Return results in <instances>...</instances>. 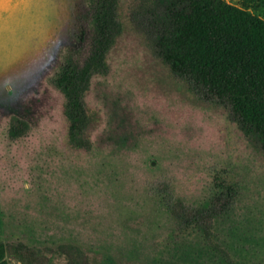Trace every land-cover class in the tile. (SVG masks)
<instances>
[{
    "label": "rangeland",
    "instance_id": "obj_1",
    "mask_svg": "<svg viewBox=\"0 0 264 264\" xmlns=\"http://www.w3.org/2000/svg\"><path fill=\"white\" fill-rule=\"evenodd\" d=\"M111 3L115 41L85 96V149L69 144L52 80L87 60L99 3L0 0V241L30 246L31 264H64L63 244L86 264H264L261 140L157 54L167 0ZM14 115L29 125L18 138ZM175 201L211 213L184 229ZM8 261L22 264L13 246Z\"/></svg>",
    "mask_w": 264,
    "mask_h": 264
},
{
    "label": "trees",
    "instance_id": "obj_2",
    "mask_svg": "<svg viewBox=\"0 0 264 264\" xmlns=\"http://www.w3.org/2000/svg\"><path fill=\"white\" fill-rule=\"evenodd\" d=\"M167 1L169 20L156 32L157 54L176 75L189 78L207 96L229 104L234 115L258 135L264 147V0ZM97 2L94 43L87 60L83 64L66 60L52 80L64 97L68 141L75 148H90L94 119L85 96L93 77L108 71L107 55L115 41L112 14L117 13V8L110 0ZM28 129L25 120L11 117V138L25 135ZM226 191L232 196L231 187H226ZM211 208L209 205L191 209L182 201H175L170 211L187 229L202 223L205 218L202 214L209 215ZM194 215H202V221ZM12 246L18 262L31 264L32 260L26 263L25 259L32 251L30 246L9 245L4 241H0V264H9ZM60 248L69 249V259L64 264H86L87 255L77 246L63 244ZM45 264L58 263L50 259Z\"/></svg>",
    "mask_w": 264,
    "mask_h": 264
}]
</instances>
